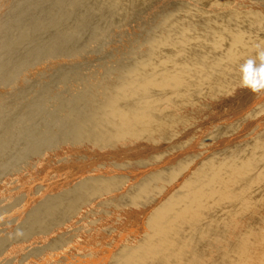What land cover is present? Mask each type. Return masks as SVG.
Here are the masks:
<instances>
[{"label": "bare ground", "instance_id": "1", "mask_svg": "<svg viewBox=\"0 0 264 264\" xmlns=\"http://www.w3.org/2000/svg\"><path fill=\"white\" fill-rule=\"evenodd\" d=\"M147 11L155 14L143 39L89 83L88 55ZM263 21L264 0H11L0 19V264H83L77 258L89 255L99 264L102 241L114 236L125 242L111 264L189 262L180 243L154 250L152 231L170 236L163 212L180 198L168 186L144 197L153 176L164 175L146 155L142 130L152 142L164 138L189 106L225 96L220 72L244 58L251 62L242 67L252 69L264 52L245 56L259 42L243 23ZM73 83L75 92L58 90ZM257 151L251 157L259 163ZM43 168L48 178L35 181ZM121 224L144 238L131 248Z\"/></svg>", "mask_w": 264, "mask_h": 264}, {"label": "rangeland", "instance_id": "2", "mask_svg": "<svg viewBox=\"0 0 264 264\" xmlns=\"http://www.w3.org/2000/svg\"><path fill=\"white\" fill-rule=\"evenodd\" d=\"M0 1L1 19L11 0ZM159 5L165 7L163 3ZM148 14L154 15L155 11L143 12L134 22L128 19L124 22L128 24V32L108 39L96 54L88 55L90 63L84 68L89 83L101 79L108 67L117 66L118 58L129 52L126 48L131 40L143 39L142 29L152 17ZM260 26H264V21L256 28L243 23L244 29L259 42L258 47L246 49L245 56L258 53L264 46V29L258 30ZM244 43L251 44L250 41ZM109 49L115 50L117 55L109 56ZM248 62L251 60L244 58L236 63L235 71L220 72L219 85L227 94L217 100L208 97L202 104L189 106L185 115L179 118L183 119L181 124L174 123V127L164 132V138L152 136V142L146 139L148 132L142 130L143 143L150 147L146 155L156 158L154 171L164 175L162 178L153 176V187L142 190L144 197L149 199L153 190L157 192L168 186L173 189L174 197L180 198L163 212V217L172 223L170 236L163 228L152 231L158 235L154 250H166L173 242L180 243L189 258L186 264H264V60L257 58V65L246 70L242 64ZM78 87L77 83L62 84L58 90L75 92ZM5 91L0 90V95ZM64 95L67 97L68 94ZM255 129L261 131L251 134ZM63 148L71 149L69 146ZM252 148L258 150L259 163L251 157ZM63 163L61 161V166ZM46 172L44 168L37 169L33 173L34 180H46ZM204 181L211 187H205ZM168 197L166 193L164 199ZM106 227L107 224L102 223L99 230ZM119 228H127L131 248L144 238L127 225L121 224ZM102 242L106 251L99 264L117 261L125 240L114 236ZM218 246L217 254L207 257L208 252ZM89 256L76 261L96 264L90 262ZM150 263L148 259H142L133 264Z\"/></svg>", "mask_w": 264, "mask_h": 264}, {"label": "clouds", "instance_id": "3", "mask_svg": "<svg viewBox=\"0 0 264 264\" xmlns=\"http://www.w3.org/2000/svg\"><path fill=\"white\" fill-rule=\"evenodd\" d=\"M260 58L264 60V52L260 53Z\"/></svg>", "mask_w": 264, "mask_h": 264}]
</instances>
